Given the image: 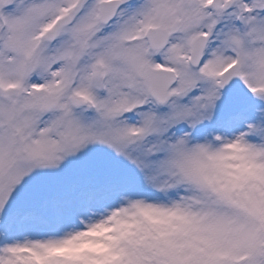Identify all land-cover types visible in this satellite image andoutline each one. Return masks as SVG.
I'll list each match as a JSON object with an SVG mask.
<instances>
[{
  "label": "snow or ice",
  "instance_id": "obj_1",
  "mask_svg": "<svg viewBox=\"0 0 264 264\" xmlns=\"http://www.w3.org/2000/svg\"><path fill=\"white\" fill-rule=\"evenodd\" d=\"M0 264H264V0H0Z\"/></svg>",
  "mask_w": 264,
  "mask_h": 264
}]
</instances>
